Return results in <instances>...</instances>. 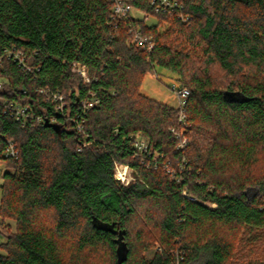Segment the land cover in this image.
<instances>
[{"label":"trees","instance_id":"obj_1","mask_svg":"<svg viewBox=\"0 0 264 264\" xmlns=\"http://www.w3.org/2000/svg\"><path fill=\"white\" fill-rule=\"evenodd\" d=\"M120 1L155 22L119 19L117 0H0V98L35 116L22 127L0 106V264H264V0H168L187 23L153 0ZM157 69L190 91L183 149L178 108L141 92ZM38 87L63 94L64 116ZM115 162L134 171L128 186Z\"/></svg>","mask_w":264,"mask_h":264},{"label":"built area","instance_id":"obj_2","mask_svg":"<svg viewBox=\"0 0 264 264\" xmlns=\"http://www.w3.org/2000/svg\"><path fill=\"white\" fill-rule=\"evenodd\" d=\"M153 5H155L156 13L168 12L169 15L176 13L180 20L183 23H187L189 21V17H186L183 15V6L179 5L178 3H171L168 0H153ZM131 10L132 8L124 3H122L120 0H117L115 7H114V13L119 19L128 20L131 19ZM150 16H146L145 20H148ZM133 43L140 46L144 51L151 52L154 48V44L151 42L150 39L147 37H144L141 35L140 32H135L133 37ZM6 55L8 57H11L15 59V61L18 63V65L27 73L29 74H35L38 69L34 66H31L28 64L26 60V56L23 51L14 49L13 51L6 52ZM73 72L77 73L83 79L86 83H89V77L87 69L84 66H81L79 64L73 65ZM5 85V82L0 80V89ZM172 92L175 94L177 98V105L176 107L179 110V116H178V122L179 127L173 128L171 132L175 136V138L178 140V148L183 149L187 143L188 138L185 135V126H186V106L188 103V98L190 96V91L187 88L180 87L178 85L172 86ZM35 92L39 95L44 97L47 101L55 104L56 111L60 112L62 116L65 114L66 110V102L65 97L63 94L59 91L52 90L49 87H38ZM99 104V100L92 95L89 101L83 105L84 111H89L90 109L96 107ZM0 106L3 107L5 112L10 113L11 116L15 119L16 122L20 123L22 127H25L29 122H34V114L32 113L30 107L23 106L21 104L15 103V102H9L5 99L0 98ZM38 121H42L40 117L37 118ZM51 122H54V119L52 118L50 120ZM84 120L82 119H72V123L76 124V130L78 132L83 131L82 123ZM133 138V152L134 157L141 159L143 163H146L149 161V157L152 156L150 152L149 142L141 136L140 134H136L134 136H131ZM5 140V156L12 159H17L19 156V149L15 143H13L10 140ZM80 148L78 151H81ZM159 159V156L156 155L153 157V162L155 163L154 166L156 167L157 160ZM151 165V164H150ZM149 164L147 166H150ZM166 168L169 171V174L175 177V172L169 168V165H166ZM165 170V165H164ZM115 178L116 180L123 186H128L130 182L132 181V168H130L128 165L121 164L118 162H115ZM183 195L190 199L191 201H197L194 197L190 196L186 190H184ZM4 236L3 233L0 231V245L4 243Z\"/></svg>","mask_w":264,"mask_h":264},{"label":"rangeland","instance_id":"obj_3","mask_svg":"<svg viewBox=\"0 0 264 264\" xmlns=\"http://www.w3.org/2000/svg\"><path fill=\"white\" fill-rule=\"evenodd\" d=\"M137 17V18H143L141 15H138L137 11H133L131 10V17ZM146 17V16H145ZM145 17L143 18L145 20ZM148 23H154L155 20L149 18L147 20ZM174 85H178L176 84L174 81H172L169 77L168 74L166 72H164L163 70H159L157 69L156 72L154 73H150L147 75V77L145 78L143 84H142V88H141V92L143 94H145L148 97H151L157 101H160L162 103L165 104H169L172 106H176L177 105V98L175 96V94L172 92V86ZM189 141V139H188ZM169 165V168L171 169V165L170 163H166L165 164V171L166 174L169 175V171L166 168V165ZM1 177V175H0ZM135 178V173L132 170V181ZM258 193L257 190L255 189H250L247 191V195L249 197H252L253 195H256ZM0 199H1V191H0ZM159 248V242H157L153 249L150 251H146L144 254L146 257L151 258L152 255L154 254V252H156V249L158 250Z\"/></svg>","mask_w":264,"mask_h":264},{"label":"water","instance_id":"obj_4","mask_svg":"<svg viewBox=\"0 0 264 264\" xmlns=\"http://www.w3.org/2000/svg\"><path fill=\"white\" fill-rule=\"evenodd\" d=\"M225 95H226V97H228V99H230V100L232 99V97H234V95H233V94H230V93H226Z\"/></svg>","mask_w":264,"mask_h":264}]
</instances>
